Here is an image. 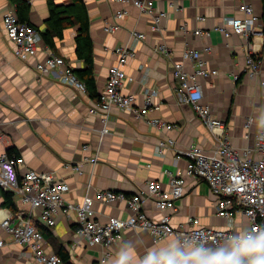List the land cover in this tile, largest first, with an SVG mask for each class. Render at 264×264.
Wrapping results in <instances>:
<instances>
[{
  "label": "crops",
  "instance_id": "1",
  "mask_svg": "<svg viewBox=\"0 0 264 264\" xmlns=\"http://www.w3.org/2000/svg\"><path fill=\"white\" fill-rule=\"evenodd\" d=\"M27 1L30 5L27 20L46 30L50 17L48 0ZM54 2L71 5L73 0ZM84 2L91 22L99 94L105 89L109 68L117 61L115 47L132 44L136 55L128 60L125 69L135 80L126 83L124 92L138 95L135 107L140 108L144 106L145 87L158 88L155 102L159 108L140 117L134 111L114 106L107 125L108 133L102 134V118L99 113L90 112L97 99L63 83L60 71L46 75L37 71V62L47 56L42 48L46 47L43 40L37 57L21 60L15 55V43L7 35L3 17L11 10L19 17L18 7L11 0H0V133L4 135L0 152L24 158L20 174L30 168L54 171L58 179L70 185L66 201L77 204L86 194L94 195L97 189L134 194L149 179H158L168 188L169 172L180 175L185 171L188 158L185 153L191 145H199L211 152L218 147L222 137L240 150L254 147L258 120L264 114V86L261 84L264 81V61L257 77H251L245 69L250 51L264 49V0H249L258 16L256 31L249 38L234 30L225 37L215 29L227 16H242L238 0H154L156 6L168 12L162 20V32H152L150 18L132 3L115 0ZM122 8L128 10L127 17L120 21L122 28L114 33L106 32V23L112 22L115 12ZM200 16L205 20L201 21ZM183 25L187 26L188 32L181 30ZM197 28L210 30L211 35H196L194 30ZM132 29L144 32L146 38L134 41ZM76 36L77 27L65 28L64 37L56 39L55 53L75 69H81L85 63L77 57ZM162 43L169 48V56L156 50ZM207 45L212 48L205 57L209 66L218 69L219 74L201 78V83L205 102L211 105L214 117L223 123L222 133H213L176 91L174 62L183 61L186 69L192 71V62L183 58L184 49H202ZM236 74L240 75L237 80ZM157 116L172 123L174 128L163 131L153 127L148 120ZM249 117L253 123L248 127L246 121ZM167 137L175 139V147L158 155V141ZM97 155L96 163L85 159ZM72 165H80L81 171L72 169ZM14 200L18 211H24V216L28 217V207L20 203L18 195H14ZM216 202L217 198L205 180L186 177L185 194L177 201L178 212L172 215L173 226L181 229L189 217H198L204 226L227 228L228 221L216 215ZM3 203L4 192L0 188V238L6 242L0 249V264H38L30 247L17 244L3 230L1 220L12 212ZM94 209L96 217L103 222L109 216L127 218L130 214L124 202H96ZM144 210L153 219H159L163 214L151 200L144 203ZM36 222L41 224L38 220L34 224ZM41 225L51 235V238L45 236L48 251L56 253L52 244L55 239L69 252L71 264L99 262L102 248L80 241L74 212L58 215L52 227ZM248 227L247 215L238 212L233 229L243 232ZM173 246L185 252L194 249L181 248L175 237L155 243L146 229L129 228L105 264H118L122 254L127 255L128 264H143L145 252L158 253ZM218 250L221 249L212 247L209 252Z\"/></svg>",
  "mask_w": 264,
  "mask_h": 264
},
{
  "label": "built area",
  "instance_id": "2",
  "mask_svg": "<svg viewBox=\"0 0 264 264\" xmlns=\"http://www.w3.org/2000/svg\"><path fill=\"white\" fill-rule=\"evenodd\" d=\"M115 1L132 3L142 14L150 18L149 27L152 32H162V20L168 12L156 6L154 0ZM238 9L242 16H227L215 29L225 37H229L234 30L249 38L256 31L258 16L249 0H238ZM127 15L126 8L117 10L114 20L106 23L105 31L108 33L118 31L122 28L120 21ZM199 19L203 21L205 17L200 16ZM3 23L8 37L15 43V55L21 60L37 57L43 40L41 32L31 24L22 22L13 10L4 15ZM181 30L184 33L188 32L186 25H183ZM194 33L206 37L211 35L210 30L201 28L195 29ZM131 36L134 41L146 38V34L137 29L131 30ZM42 48L47 56L44 60L38 61L35 66L41 75L60 71L63 83L87 92L85 83L74 73L72 64L48 46ZM211 48L208 45L202 49L186 47L183 58L192 62L193 70H187L183 61H175L173 73L180 99L193 107L196 114L213 133H222L223 123L214 117L211 105L205 102L201 83V78L219 74L218 69L209 66L205 57L211 52ZM156 50L166 56L171 54L164 43L159 44ZM114 51L117 61L109 68L105 89L99 94L95 106L90 109L91 113H99L102 118L104 123L102 134L108 133L107 125L114 106L122 110L134 111L140 117L159 108L155 102L158 88L145 87L144 106L140 108L135 107L138 95L133 92H124L126 83L135 80L134 76L125 69L128 60L136 55L135 46L118 45ZM263 61L264 49L260 52L250 51L247 57L246 73L251 77L259 76ZM239 77V74L235 75L236 80ZM261 84L264 86V81ZM261 121H264V114L258 120L256 143L252 148L246 147L240 150L222 137L219 138L218 147L211 152L199 145H191L185 153L188 157L185 171L180 175L169 172L168 188L164 187L158 179H149L146 185L134 194L113 189H97L94 195L86 194L77 204L66 201L65 195L70 192V185L58 179L54 171L42 172L30 168L20 174V167L25 163L24 158L0 152V188L18 195L20 203L28 207V217H25L24 211L21 210L16 214L8 212L2 218L1 226L17 244L31 248L34 260L38 264L67 263L57 253L48 251L45 235L34 221L38 220L41 224L52 227L56 224L58 215H70L72 212L75 214L76 233L80 241L102 248V255L97 264H105L108 261L113 249L129 228L146 229L155 243L175 237L183 249L203 248L208 252L212 247L230 249L234 242L248 235L264 232V129L260 127ZM148 122L163 131L174 128L172 123L158 116L149 118ZM252 123L253 119L249 117L246 126L249 127ZM3 140L4 135L0 133V141ZM175 144L174 138H161L156 147L157 154L163 155L167 149L175 147ZM179 157L180 155H177V158ZM85 159L96 163L98 155ZM71 167L81 171L80 165ZM189 176L203 179L208 183L212 194L217 198L216 215L228 221L227 228L204 226L198 217H189L181 229L173 226L172 215L178 212L177 201L185 194L186 177ZM147 200L153 201L155 206L163 212L159 219H153L145 212L144 203ZM96 202L104 204L124 202L130 214L127 218L109 216L108 220L103 222L96 217L94 209ZM238 212L245 213L249 219V227L243 232L233 229L234 217ZM5 243V240L0 238V249L5 246ZM151 254L153 253L147 251L142 258Z\"/></svg>",
  "mask_w": 264,
  "mask_h": 264
},
{
  "label": "trees",
  "instance_id": "3",
  "mask_svg": "<svg viewBox=\"0 0 264 264\" xmlns=\"http://www.w3.org/2000/svg\"><path fill=\"white\" fill-rule=\"evenodd\" d=\"M11 1L16 3L15 6L18 7L19 19L22 22L31 24L38 29L42 34L44 44L51 48L54 52L56 49V39H62L64 37L65 28L68 26L77 27L76 54L78 59L84 61L85 67L81 69L74 68V73L82 82L85 83L90 97L98 99L99 92L97 90L95 75L94 43L90 33V16L84 0H73L71 5H60L55 3L54 0H48L50 17L48 19V27L46 30L39 29L27 20V11L30 7L27 0ZM9 155L12 154L10 153ZM3 192V205L9 208L12 213L16 214L18 212V208L14 200V193L12 191L4 190ZM35 224L46 237L49 238L50 236L51 238V235L46 233L45 228L41 224L37 222ZM52 244L60 258L65 263L71 264L69 261V252L65 249V247L55 239L52 240Z\"/></svg>",
  "mask_w": 264,
  "mask_h": 264
},
{
  "label": "clouds",
  "instance_id": "4",
  "mask_svg": "<svg viewBox=\"0 0 264 264\" xmlns=\"http://www.w3.org/2000/svg\"><path fill=\"white\" fill-rule=\"evenodd\" d=\"M260 127L264 129V121ZM118 264H128L126 254L120 256ZM143 264H264V232L248 235L234 242L230 249L215 252L203 248L185 252L173 246L146 256Z\"/></svg>",
  "mask_w": 264,
  "mask_h": 264
}]
</instances>
